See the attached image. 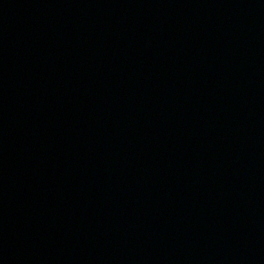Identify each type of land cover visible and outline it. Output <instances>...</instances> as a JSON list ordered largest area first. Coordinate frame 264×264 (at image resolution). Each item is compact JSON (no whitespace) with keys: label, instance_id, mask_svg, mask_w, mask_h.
Here are the masks:
<instances>
[{"label":"water","instance_id":"obj_1","mask_svg":"<svg viewBox=\"0 0 264 264\" xmlns=\"http://www.w3.org/2000/svg\"><path fill=\"white\" fill-rule=\"evenodd\" d=\"M0 264H264V0H0Z\"/></svg>","mask_w":264,"mask_h":264}]
</instances>
